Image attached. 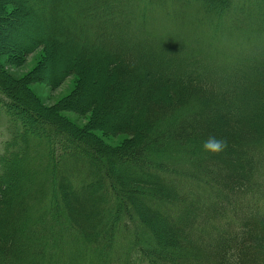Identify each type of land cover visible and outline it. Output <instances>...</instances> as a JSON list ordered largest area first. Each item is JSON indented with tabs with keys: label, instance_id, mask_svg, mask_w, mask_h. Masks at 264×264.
Returning a JSON list of instances; mask_svg holds the SVG:
<instances>
[{
	"label": "trees",
	"instance_id": "1",
	"mask_svg": "<svg viewBox=\"0 0 264 264\" xmlns=\"http://www.w3.org/2000/svg\"><path fill=\"white\" fill-rule=\"evenodd\" d=\"M0 264H264V0H0Z\"/></svg>",
	"mask_w": 264,
	"mask_h": 264
},
{
	"label": "rangeland",
	"instance_id": "2",
	"mask_svg": "<svg viewBox=\"0 0 264 264\" xmlns=\"http://www.w3.org/2000/svg\"><path fill=\"white\" fill-rule=\"evenodd\" d=\"M42 56L41 50H36L33 55L29 56L25 63L21 66L4 64V69L9 71L15 77H22L26 72L32 70ZM76 77H68L62 84L56 87H51L44 83H33L30 85V91L44 104L53 105L56 104L61 98L68 95L75 86ZM63 115L68 117L72 122L78 126H83L87 117L79 116L73 112H63ZM100 135V132H96ZM104 140L111 146H116L121 143L122 137L109 138L106 137Z\"/></svg>",
	"mask_w": 264,
	"mask_h": 264
},
{
	"label": "clouds",
	"instance_id": "3",
	"mask_svg": "<svg viewBox=\"0 0 264 264\" xmlns=\"http://www.w3.org/2000/svg\"><path fill=\"white\" fill-rule=\"evenodd\" d=\"M227 147L226 141L219 139L215 136H209L203 140L199 148L205 154H219L223 152Z\"/></svg>",
	"mask_w": 264,
	"mask_h": 264
}]
</instances>
